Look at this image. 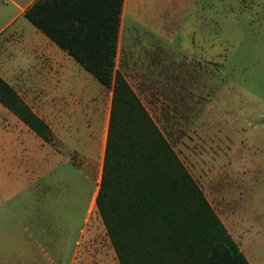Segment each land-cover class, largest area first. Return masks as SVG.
Masks as SVG:
<instances>
[{
	"label": "rangeland",
	"instance_id": "374dc122",
	"mask_svg": "<svg viewBox=\"0 0 264 264\" xmlns=\"http://www.w3.org/2000/svg\"><path fill=\"white\" fill-rule=\"evenodd\" d=\"M11 9L0 0V12ZM116 70L215 210L219 196L231 206L230 190L245 194L254 188L259 195L264 0H148L126 16ZM30 97L49 102L50 109L36 113L52 128L51 96ZM1 128L0 264H71L84 249L76 264H119L101 218L89 216L86 172L53 169L59 182L51 190L44 186L49 176L38 180L29 167L21 178L18 165L52 161L53 152L23 125L6 122V132ZM96 218L104 229L94 230L87 245Z\"/></svg>",
	"mask_w": 264,
	"mask_h": 264
},
{
	"label": "crops",
	"instance_id": "0c3cea01",
	"mask_svg": "<svg viewBox=\"0 0 264 264\" xmlns=\"http://www.w3.org/2000/svg\"><path fill=\"white\" fill-rule=\"evenodd\" d=\"M7 1L12 9L0 12V76L43 120L44 117L36 110L47 111L50 109L49 102L43 97L33 100L30 96H51L53 142L45 143L53 152V160L37 159L29 163L25 160V164L17 167L18 171L21 167L18 176H27L26 169L29 167L38 180L49 176L44 186L51 190L59 182V179H55L57 176L51 175L52 171L72 166L75 170L86 172L90 178L88 213L90 217L94 213L97 216L95 200L103 170L112 89L102 85L73 56L36 27L26 17V12L33 9L34 17L51 29L64 45L83 50L108 46L117 32L118 60L126 16L133 14L137 7L146 5L148 0ZM5 31L8 33L3 35ZM6 122H16L32 131L0 103L1 129L5 132ZM4 161L6 163V159ZM246 175L245 172L244 179L248 177ZM229 192L230 207H226V202L220 196L216 201V210L211 205L247 262L264 264V187L259 195L254 188L245 194L241 191ZM95 223L87 245L93 239L94 230L102 232L104 229V224L101 225L97 218ZM85 250L81 255H76L71 264H76L77 257L86 254Z\"/></svg>",
	"mask_w": 264,
	"mask_h": 264
},
{
	"label": "trees",
	"instance_id": "16d2710c",
	"mask_svg": "<svg viewBox=\"0 0 264 264\" xmlns=\"http://www.w3.org/2000/svg\"><path fill=\"white\" fill-rule=\"evenodd\" d=\"M26 17L102 85L112 89L104 163L95 206L120 264H249L178 154L117 66L108 46H66ZM92 49V50H91ZM0 103L44 142L49 125L0 76Z\"/></svg>",
	"mask_w": 264,
	"mask_h": 264
}]
</instances>
